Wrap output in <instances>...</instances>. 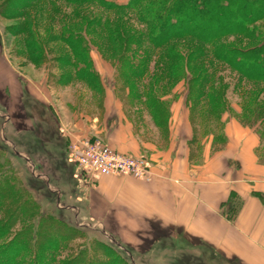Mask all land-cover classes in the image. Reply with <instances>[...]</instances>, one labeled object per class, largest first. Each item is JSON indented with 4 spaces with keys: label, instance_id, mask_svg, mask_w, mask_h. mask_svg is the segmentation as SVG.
<instances>
[{
    "label": "rangeland",
    "instance_id": "374dc122",
    "mask_svg": "<svg viewBox=\"0 0 264 264\" xmlns=\"http://www.w3.org/2000/svg\"><path fill=\"white\" fill-rule=\"evenodd\" d=\"M115 1L125 3L127 0ZM100 16L103 18L101 21ZM117 17L128 20L138 30L146 29L134 11L109 10L97 2L0 0V163L5 171L0 178L3 181L5 177H10L18 188L27 193L30 203L38 205V213L52 218L53 222L48 223L51 239L57 237L53 235L52 228L72 234V238L64 241L59 251L54 253L56 262L72 260L83 253L88 257L92 255L100 263L114 259L115 264H194L185 257V252H179L178 257L183 258L175 262L173 254L169 255L167 251L128 250L103 225L94 224V220H97L95 217L78 218V211L68 207L72 202V192L62 167L63 155L69 159L71 147L82 139H99L88 137L83 126L77 127V120L104 117L105 105L110 106V114L118 108L116 103H119L125 115L133 119L132 113L137 110L149 111L144 99L152 93L148 87H156L159 80L156 77L161 56L159 50L151 54L145 72L137 74L139 71L135 73L124 67H120V70L116 68L119 58L109 48L110 42L106 36L108 26L101 23L111 20L113 27L112 20ZM63 23L71 25L74 30L85 31L93 41L88 54L102 83L89 85L80 80L76 66L78 60L72 47L61 36ZM140 51L133 63L138 65V70H144ZM217 69L216 78L220 76L229 85L228 103L241 111L245 91L254 85L247 81L240 83L238 74L229 67L219 66ZM164 84L169 83L166 80L159 83L161 86ZM173 88L159 89L158 98L171 99V103L183 98L189 123L186 127L182 125L181 130L192 134L194 149L202 145L206 136L215 133L222 135L223 119L220 123L212 117L210 126L206 127L203 118L207 116L200 112L201 108L194 110L191 102L186 100V82H180ZM153 93L156 94V91L153 90ZM260 101L264 102V92ZM224 114L223 118L230 117V114ZM253 117L250 128L264 132V125ZM106 146L112 148L108 144ZM60 192L67 197L65 201L60 200ZM2 213L0 211V219ZM54 218L62 224H57ZM24 222V218L15 219L9 229L10 235L21 231ZM71 228L77 229V234L73 235L75 232ZM129 237L135 241L137 239L133 234ZM44 238L47 239L46 236ZM44 238L42 243L48 246L51 239ZM223 264H233L232 259L224 260Z\"/></svg>",
    "mask_w": 264,
    "mask_h": 264
},
{
    "label": "crops",
    "instance_id": "0c3cea01",
    "mask_svg": "<svg viewBox=\"0 0 264 264\" xmlns=\"http://www.w3.org/2000/svg\"><path fill=\"white\" fill-rule=\"evenodd\" d=\"M183 101L171 104L163 127L147 110H137L130 119L119 103L110 114L106 104L104 117L78 119L77 127L83 126L88 137L145 157L151 178H91L63 155L72 192L68 207L78 211V218L95 217L94 224L103 225L131 251H167L175 262L183 258L179 252H185L194 264H223L229 259L233 264H264L261 137L239 119L224 117L225 141L215 143L211 134L194 149L192 134L181 130L189 123ZM59 197L67 199L62 192ZM132 234L140 243L129 237Z\"/></svg>",
    "mask_w": 264,
    "mask_h": 264
},
{
    "label": "trees",
    "instance_id": "16d2710c",
    "mask_svg": "<svg viewBox=\"0 0 264 264\" xmlns=\"http://www.w3.org/2000/svg\"><path fill=\"white\" fill-rule=\"evenodd\" d=\"M68 1L97 2L109 10H132L139 21L145 24V30H138L120 17L112 20L113 27L111 20L101 23L102 26H108L106 36L111 52L119 58L116 64L118 70L124 67L135 73L139 71L137 74L145 72L154 50L161 52L156 71L159 80L155 89L148 87L152 93L144 99L146 108L158 126H167L172 104L171 99L158 98L159 89L174 90L173 87L180 82L188 85L186 100L191 102L192 108H201L200 112L207 116L203 118L206 127L210 126L212 117L220 122L224 113L248 126L254 116L264 125V102L260 101L264 92V0H127L125 3L115 0ZM99 19L103 20L102 16ZM61 27V36L72 47L78 60L76 66L80 80L89 85L101 82L88 54L93 41H90L85 31L74 30L66 23ZM139 49L142 50L144 70H138V65L133 63ZM219 66L235 71L240 77V83L247 81L254 85L246 89L241 111L228 103L229 85L220 76L216 78L215 74ZM163 80L169 84L159 85ZM257 132L263 148L264 132ZM214 135L215 142L225 141L223 134ZM259 151V158L264 161V150ZM4 173L3 164L0 163V175L4 176ZM27 197V193L18 188L10 177H5L3 181L0 178V211L3 212L0 219V264H115L113 258L111 262L100 263L92 255L88 257L83 253L72 260L56 262L54 253L59 251L64 241L72 238V234H64L52 228L53 235L57 237L51 239L48 223L53 222L52 218L38 213V205L30 203ZM18 217L24 218V228L11 236L9 229ZM73 231V235L78 232L77 229ZM7 235L11 238L8 239ZM42 238L51 239L48 246H44Z\"/></svg>",
    "mask_w": 264,
    "mask_h": 264
},
{
    "label": "built area",
    "instance_id": "2783aa9c",
    "mask_svg": "<svg viewBox=\"0 0 264 264\" xmlns=\"http://www.w3.org/2000/svg\"><path fill=\"white\" fill-rule=\"evenodd\" d=\"M69 159L93 178L100 175L150 179L147 159L112 149L100 139H82L71 147Z\"/></svg>",
    "mask_w": 264,
    "mask_h": 264
}]
</instances>
